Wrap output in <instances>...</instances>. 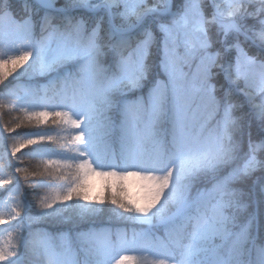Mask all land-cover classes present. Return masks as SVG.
<instances>
[{
    "label": "snow or ice",
    "instance_id": "snow-or-ice-1",
    "mask_svg": "<svg viewBox=\"0 0 264 264\" xmlns=\"http://www.w3.org/2000/svg\"><path fill=\"white\" fill-rule=\"evenodd\" d=\"M0 109V264H264V0H0Z\"/></svg>",
    "mask_w": 264,
    "mask_h": 264
},
{
    "label": "trees",
    "instance_id": "trees-1",
    "mask_svg": "<svg viewBox=\"0 0 264 264\" xmlns=\"http://www.w3.org/2000/svg\"><path fill=\"white\" fill-rule=\"evenodd\" d=\"M12 6H13V10L16 12H19L23 6V0L22 1H12ZM38 82L43 84L45 83V79L43 78H39ZM17 83L16 81H12V84ZM21 84L26 83V80L22 79L20 81ZM11 85H9L10 87ZM15 113L12 114H7L3 109H0V125L1 127H3V124L5 121H8L11 119L12 116H14ZM17 132H21V130H17ZM22 134V133H21ZM40 159L39 158H35V159H29L27 157L24 158V164L20 165V166H25V167H29L30 170L35 169L37 165H40ZM101 184H102V179L100 177H96L95 180V184L92 182V178H90V195H96V194H101ZM133 185V184H132ZM134 186V185H133ZM50 187H56V185H51ZM127 190L130 193V195H133V193L131 192V187L127 186ZM43 191H47V189L42 190ZM106 220V217H105ZM113 226H119V227H146V226H140V225H132V224H123V223H119L117 224L116 222H113ZM37 227H41V228H49V230H52L50 224L48 222H41L40 224L37 225Z\"/></svg>",
    "mask_w": 264,
    "mask_h": 264
},
{
    "label": "rangeland",
    "instance_id": "rangeland-1",
    "mask_svg": "<svg viewBox=\"0 0 264 264\" xmlns=\"http://www.w3.org/2000/svg\"><path fill=\"white\" fill-rule=\"evenodd\" d=\"M95 178V176H93ZM129 186H131V182L129 183ZM131 192H133V196L136 194V189L132 188ZM7 193H3V195H6Z\"/></svg>",
    "mask_w": 264,
    "mask_h": 264
}]
</instances>
